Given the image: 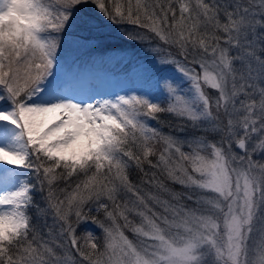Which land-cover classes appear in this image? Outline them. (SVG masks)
<instances>
[{"label": "snow or ice", "instance_id": "6c2138e0", "mask_svg": "<svg viewBox=\"0 0 264 264\" xmlns=\"http://www.w3.org/2000/svg\"><path fill=\"white\" fill-rule=\"evenodd\" d=\"M0 264H264V0H0Z\"/></svg>", "mask_w": 264, "mask_h": 264}, {"label": "trees", "instance_id": "16d2710c", "mask_svg": "<svg viewBox=\"0 0 264 264\" xmlns=\"http://www.w3.org/2000/svg\"><path fill=\"white\" fill-rule=\"evenodd\" d=\"M112 28H105L103 29V32L105 36L107 37L104 41L103 44L107 47H117V48H125L127 49L130 53H133L137 56L143 57L145 55L144 53V45L140 43H135L132 41H125L122 38H119L118 33L113 31ZM94 54H103V49L99 50L97 53ZM161 119L164 121H167L168 123L166 124H158L156 121H149V123L153 126L158 128L160 131H162L165 134H173V135H178L181 138H183L184 134L183 133H178L175 131V125L179 122L176 117L170 115V114H161ZM169 125H172L170 127ZM147 167V166H145ZM130 177L133 180V182L138 183L140 179V174L136 170H131L130 171ZM170 183V182H169ZM171 187L175 188L177 191L180 190L179 185H171ZM94 227V226H93ZM97 234H99V230L96 229ZM129 238H133V235L131 232L126 233Z\"/></svg>", "mask_w": 264, "mask_h": 264}, {"label": "rangeland", "instance_id": "374dc122", "mask_svg": "<svg viewBox=\"0 0 264 264\" xmlns=\"http://www.w3.org/2000/svg\"><path fill=\"white\" fill-rule=\"evenodd\" d=\"M109 85L115 87V86H118V82L116 80H112V81L109 82ZM207 91H209L211 93L212 90L211 89H207ZM36 196L38 198L39 197V194L37 193ZM48 222L51 223L50 218H49V221ZM133 238H130V239H133Z\"/></svg>", "mask_w": 264, "mask_h": 264}]
</instances>
